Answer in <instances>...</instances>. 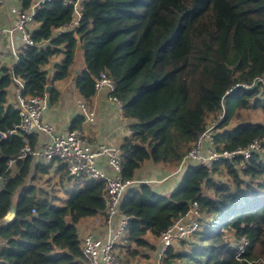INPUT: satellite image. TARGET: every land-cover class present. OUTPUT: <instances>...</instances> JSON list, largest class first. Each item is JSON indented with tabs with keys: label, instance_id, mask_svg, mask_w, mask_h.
<instances>
[{
	"label": "trees",
	"instance_id": "obj_1",
	"mask_svg": "<svg viewBox=\"0 0 264 264\" xmlns=\"http://www.w3.org/2000/svg\"><path fill=\"white\" fill-rule=\"evenodd\" d=\"M28 9L33 0H20ZM80 24L68 28L75 9L61 0L44 3L31 25L33 45L20 47L13 68L0 66V174L17 158L0 194V264H83L79 223L103 215L104 180L76 179L64 165L18 158L39 133L17 130L21 117L10 101L13 75L24 93L56 103L60 92L46 86L73 74L81 49L86 67L76 76L80 95L91 100L95 78L106 71L116 82L130 134L120 144L124 179L137 178L147 162L180 167L210 120L218 150L264 142V0H82ZM34 24V26H33ZM62 29V30H61ZM60 30V31H59ZM53 74L47 68L53 59ZM247 85V86H246ZM222 118L220 119V116ZM78 118L71 130L81 127ZM13 132L2 138L1 132ZM241 164L243 166H241ZM184 180L168 193L141 182L123 196L121 210L129 230L116 245L129 264L152 259L161 233L201 206L200 226L179 249L170 247L167 264H264V154L222 158L209 170L188 164ZM67 201L56 199L51 181ZM15 208L9 221L5 217ZM35 209V212L32 209ZM249 242L240 252L235 243Z\"/></svg>",
	"mask_w": 264,
	"mask_h": 264
},
{
	"label": "built area",
	"instance_id": "obj_2",
	"mask_svg": "<svg viewBox=\"0 0 264 264\" xmlns=\"http://www.w3.org/2000/svg\"><path fill=\"white\" fill-rule=\"evenodd\" d=\"M47 1L51 0H33L28 9L12 5L10 10L14 15V25L12 27L0 25V36L5 34L10 35L12 54L17 56V60L20 47L34 44L31 25L35 14ZM61 1L66 5L72 6L76 12V17L69 24L68 28L79 26L81 10L83 8L81 4L82 0ZM3 3L4 0H0V6ZM15 33L19 35L16 44L14 40ZM5 57V53L0 49V66L4 64ZM13 78L14 84L12 86L16 100L15 103L18 105L21 117L18 129L14 131L25 134L37 132L40 136H46L44 141L39 140L34 146L27 141L20 148L18 158L32 155L35 161L53 164L55 169L60 165H64L68 175L72 178L104 180L106 183L104 222L107 235L101 237L95 232H89L84 235L81 242V249L85 258L83 264H129L120 256L116 248V245L125 238L129 230V217L121 210V202L125 193L139 185L143 180L140 178H123L121 174L123 156L120 145L109 144L107 142L94 143L82 128L67 132H57L56 128L43 118V112L47 106V97L25 94V81L14 75ZM258 79L264 85V76H260ZM116 87L115 80L106 71L100 72L95 78L96 91H108L111 100L122 111L123 104L121 100L113 95ZM78 106L88 121L92 122L95 120V112L89 108L84 100H79ZM221 118L222 115L220 116ZM218 122L219 119L210 120L207 129L198 137L192 149L184 157L180 168L188 164H194L197 166L203 165L212 170L215 163L222 158L233 160L237 156L243 155L245 159H249L257 152L264 154V142L259 138L253 140L246 147H238L234 150H218L215 145L213 132ZM12 133V131L1 132V137L8 138ZM104 158L107 159L111 171H106L99 165V160ZM16 159L11 158L8 161V166L11 168L9 174L14 173ZM241 166L243 165L241 164ZM9 174H0V194L5 189V182L10 177ZM32 211L35 212V209L33 208ZM14 215V211H9L5 220H11L12 218L8 216ZM200 216L201 206L195 201L186 215L175 219L161 233L159 249L157 250V264H167L164 262V258L169 248L173 247L176 242L191 238L200 226ZM248 242V238L243 237L235 245L240 252H243L246 250Z\"/></svg>",
	"mask_w": 264,
	"mask_h": 264
},
{
	"label": "crops",
	"instance_id": "obj_3",
	"mask_svg": "<svg viewBox=\"0 0 264 264\" xmlns=\"http://www.w3.org/2000/svg\"><path fill=\"white\" fill-rule=\"evenodd\" d=\"M12 5L21 7L20 0H4L0 6V25L3 27H12L14 25V15L10 10ZM34 26V24H33ZM19 35L14 34L15 44L18 42ZM0 49L5 53L4 64L11 68L16 64L17 56L12 54L11 37L8 34L0 36ZM62 60L59 56L53 59L47 67L50 75L53 74V65ZM86 67L83 51L77 52L76 63L73 74L63 80L51 81L52 86L60 92V97L56 103L44 109L43 118L53 125L57 132H67L71 130L74 122L82 117V129L90 136L94 143L107 142L109 144L120 145L123 139L130 134L131 120L123 116L118 105L111 100L110 94L106 90L96 91L91 100L84 99L77 88L76 76L80 70ZM10 101L15 103L13 86L10 89ZM84 100L86 104L95 112V120L88 121L78 106V101ZM46 136H39L40 141H44ZM99 165L106 171H111L107 159L99 160ZM186 169L171 165H154L147 162L137 173V178L152 184L153 187L165 194L174 191L184 177ZM13 218V216H8ZM81 239L89 232H95L101 237L107 235V229L104 222V214L95 217L83 219L79 223ZM157 258V252L155 253Z\"/></svg>",
	"mask_w": 264,
	"mask_h": 264
},
{
	"label": "rangeland",
	"instance_id": "obj_4",
	"mask_svg": "<svg viewBox=\"0 0 264 264\" xmlns=\"http://www.w3.org/2000/svg\"><path fill=\"white\" fill-rule=\"evenodd\" d=\"M253 116H254V118H259V116H260L261 119H264V113L263 112H261V113L254 112ZM57 179H58V177H54V179L51 181V185H52V187H54L55 193H57L61 197V199H56L55 202H56V204L61 205V204L65 203L67 201V199L69 198V194L65 193L64 188L60 184H56L55 181ZM183 180H184V177L182 178L181 182ZM75 181H76L75 178H71L70 180H68L65 183L66 188H68V190H72V189L76 188V186H74L75 185ZM157 241L159 242V239ZM178 245H179V242H176L174 244V246L177 249H179ZM157 261H158L157 258L153 257L152 259H144V260L141 259V260H139L138 264H157Z\"/></svg>",
	"mask_w": 264,
	"mask_h": 264
},
{
	"label": "water",
	"instance_id": "obj_5",
	"mask_svg": "<svg viewBox=\"0 0 264 264\" xmlns=\"http://www.w3.org/2000/svg\"><path fill=\"white\" fill-rule=\"evenodd\" d=\"M51 81H52V79L49 80V84L46 86V91H47V92H49V90H50L51 87H52ZM46 103H47V106H48V107L51 106V102H50L49 98H47ZM11 211H14V212H15V208H12Z\"/></svg>",
	"mask_w": 264,
	"mask_h": 264
}]
</instances>
